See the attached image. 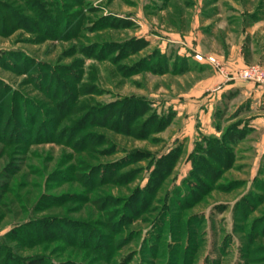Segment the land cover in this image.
Wrapping results in <instances>:
<instances>
[{"label":"rangeland","instance_id":"374dc122","mask_svg":"<svg viewBox=\"0 0 264 264\" xmlns=\"http://www.w3.org/2000/svg\"><path fill=\"white\" fill-rule=\"evenodd\" d=\"M45 1L0 0V264H264V88L233 87L212 107L187 100L218 72L197 54L228 65L201 53L212 35L257 51L245 66L264 65L263 28L250 33L264 0H83L65 11L74 0ZM60 8L69 20L84 13L79 32L63 20L52 30ZM109 18L119 25L102 28ZM133 38L147 43L138 53L101 52ZM156 50L187 58L190 71H132ZM127 97L152 110L126 131L107 119ZM153 112L169 124L154 130ZM235 129L242 141L224 144ZM209 138L232 162L198 173L209 177L195 197L190 154ZM180 146L161 180L155 169Z\"/></svg>","mask_w":264,"mask_h":264},{"label":"trees","instance_id":"16d2710c","mask_svg":"<svg viewBox=\"0 0 264 264\" xmlns=\"http://www.w3.org/2000/svg\"><path fill=\"white\" fill-rule=\"evenodd\" d=\"M33 1V0H30ZM37 2H41L42 0H35ZM45 0H43L44 3ZM55 1V0H54ZM72 1V0H71ZM46 2V1H45ZM58 0L56 1V4L58 5ZM61 2V0H60ZM59 2V3H60ZM47 3V2H46ZM65 4L62 5L64 11L65 9H67V7H69V5H73L72 7H78L83 5V0H74L72 1L73 4H67V2H64ZM27 5V4H26ZM30 9H34L32 5H30L29 7ZM59 11V16L61 15V8ZM11 12L14 14V17L16 18V20L18 22H27L31 25H35L37 22L36 20H33L31 18H28L27 16L23 17L21 14H19L17 11H12ZM66 13V12H65ZM63 14L61 15V19L59 20V18H56V21H52L50 22L51 24H53V28L52 30H55V28L57 29V33H59V28H60V21L63 20L62 22H64L66 25L68 24V28L71 26L72 23H77L78 22V26H76L74 29L75 34L77 32L80 31L84 20H86V17H84V13L79 11L76 12V18H73L75 16H73L74 14H71L70 17H72V20H69L67 17L69 15L67 14ZM41 17H47V10H43L41 11V14L39 15ZM252 17H254L252 15ZM36 18L38 19L39 17L36 16ZM110 22L109 24H104L102 25L103 27H113L114 25H119V23L117 22L118 20L116 18H109ZM260 19L255 18L252 20L251 23H255L257 21H259ZM118 23V24H117ZM72 36V35H71ZM68 36V37H71ZM146 42L142 39H136L133 38L127 42H125L121 47H115L112 44L106 45V46H101L102 47V53H105L106 48H112L113 50L115 49L116 53V59H121L124 57H127L129 55L138 53L144 46H146ZM111 50V51H113ZM108 52L109 54L111 53ZM251 51L249 46H247V48H245V54L246 57L249 55L251 56ZM264 55V54H263ZM169 64L172 65V68H169ZM132 71L134 72H142L144 70H149V69H153V70H158V71H169V72H186V71H190V62L188 61L187 58L183 57V56H176L175 58H173L170 55H165L162 52H159L158 50L154 51L152 54L146 56L145 58H143L141 61L137 62L133 67H132ZM160 71V72H161ZM54 80L57 81H61L60 78H55ZM239 95V90H235L230 92L227 95V98H229V100L236 98ZM121 101V100H120ZM152 104L150 103V101L144 99V98H134V97H127L126 99H123V102H113L111 104H109L108 106V111H109V117L107 119L108 123H115L117 125H124V127L128 126L130 123H133L132 120H138L139 118H141L142 116H144L145 112L152 110L151 109ZM104 108H100V111H104ZM134 116V117H133ZM159 118L160 124L159 126H155V129H162L164 127H166L169 123H167L165 121V118L163 115H159L158 112H153L151 114V120L153 122V124H155V120L157 121ZM175 118L174 113L171 114V116L169 117V120L172 121V119ZM149 125V123H145L144 126ZM116 126V125H115ZM118 127V126H116ZM131 127V126H130ZM143 127V126H142ZM235 128L240 129L238 124L235 125ZM124 130L127 131V129H129V126L126 128H123ZM234 129V128H233ZM233 130H229V132L226 133V135L224 136L223 139V143H231V144H238L242 141V137L245 133H243V130H236L235 132H232ZM222 142L213 139H204V142H196L195 144V148L194 151L190 154V160H191V171H190V175H192V177L194 178V185H191V192H195L196 196L197 193L200 192L202 186L204 185L203 183L204 180H206L208 177H198L197 174L200 172H203V175H207L208 173L206 171H208L207 169H215V171H217V169L215 168V164L217 165H222L225 162H232V159L230 157H227V148L224 147V144ZM222 145V146H221ZM183 154L182 152V147L180 146L179 148H175L173 149L172 152H170L166 158L163 161H166V166L164 167H160L157 166V168L155 169V173L157 174L158 172L161 173V177H159L161 180L165 178V174L174 167V165L176 164V162H178L179 157ZM205 155H209L212 159H208L205 158ZM227 159V160H226ZM165 167L166 170L164 169ZM167 171V172H166ZM166 172V173H165ZM165 173V174H164ZM204 179V180H201ZM187 198V197H186ZM181 201V200H179ZM15 260L10 258L8 259V256L6 257V261L4 264H9L11 262H14ZM27 264H46V260H44L43 258H36V259H30L28 260Z\"/></svg>","mask_w":264,"mask_h":264},{"label":"crops","instance_id":"0c3cea01","mask_svg":"<svg viewBox=\"0 0 264 264\" xmlns=\"http://www.w3.org/2000/svg\"><path fill=\"white\" fill-rule=\"evenodd\" d=\"M263 23L264 20H259L255 23H252L253 27L252 30L250 31L251 36L255 34L257 35L260 28H263V32H264ZM204 48H206V50L205 51L202 50L201 53L205 55H217L218 57L224 59L227 62L228 64L226 65L227 73L221 74L220 72H216L217 74H215L213 78L198 83L197 86L194 87L191 90V92L188 94L187 100L190 101L192 104L199 101H205L206 103H209V106L212 107L213 103L219 101L221 97L225 95V93H228L227 91L229 89H232L233 87L243 88L242 85H244V83L245 84H251V83L237 79L234 76L235 71L244 68L245 64H247V60L244 58L245 53L243 50V43H240L239 45L232 44L226 48L221 44V42L218 41V39L215 36L212 35L211 39L209 40L208 46L207 47L204 46ZM256 56H259L257 51H253V53H251V57H256ZM251 60L254 59L251 58ZM239 82L242 83L239 84ZM236 90H239V88H237Z\"/></svg>","mask_w":264,"mask_h":264},{"label":"built area","instance_id":"2783aa9c","mask_svg":"<svg viewBox=\"0 0 264 264\" xmlns=\"http://www.w3.org/2000/svg\"><path fill=\"white\" fill-rule=\"evenodd\" d=\"M196 59L199 62L211 65L221 74H226V65L223 64L218 58L214 56H203L201 54L196 55ZM237 79L245 82L253 83L264 88V65L262 64H251L241 68L235 73Z\"/></svg>","mask_w":264,"mask_h":264}]
</instances>
